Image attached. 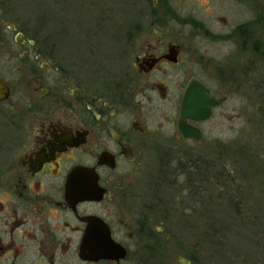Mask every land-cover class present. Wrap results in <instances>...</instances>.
<instances>
[{
  "label": "flooded vegetation",
  "instance_id": "flooded-vegetation-1",
  "mask_svg": "<svg viewBox=\"0 0 264 264\" xmlns=\"http://www.w3.org/2000/svg\"><path fill=\"white\" fill-rule=\"evenodd\" d=\"M13 1L0 0V264H168L177 249L191 250L190 239L169 228L172 201L144 195L133 179L151 152L173 159L177 142L200 143L202 124L226 98L191 72L194 53L164 22L215 34L160 0L154 24L136 31H151V40L136 50L127 38L131 59L93 77L67 66L55 40L28 32ZM256 23L239 24L230 36L241 50L255 46ZM193 80L224 98L207 119H184L200 129L199 141L178 129ZM145 102L165 110L168 126L144 120Z\"/></svg>",
  "mask_w": 264,
  "mask_h": 264
},
{
  "label": "rangeland",
  "instance_id": "rangeland-1",
  "mask_svg": "<svg viewBox=\"0 0 264 264\" xmlns=\"http://www.w3.org/2000/svg\"><path fill=\"white\" fill-rule=\"evenodd\" d=\"M158 2L13 1L15 17L28 32L55 40L67 66L93 77L113 72L123 58L131 59L127 38L134 37L136 50L151 40V31L140 35L136 31L154 24ZM169 3L180 19L194 18L215 34L206 36L190 22L168 18L164 22L194 53L191 72L226 98L202 124L200 143L177 142L179 154L173 159L151 152L133 184L144 195L172 201L169 228L178 239H190L192 249H177L170 260L165 257L168 264H182L186 257L191 264H264V111L256 110L264 105V0ZM254 18L255 46L243 51L230 36L239 24ZM142 110L150 126L160 122L168 126L160 117L164 109L145 102ZM163 130L170 133L167 127ZM168 148L171 151L172 145H166V152Z\"/></svg>",
  "mask_w": 264,
  "mask_h": 264
},
{
  "label": "water",
  "instance_id": "water-1",
  "mask_svg": "<svg viewBox=\"0 0 264 264\" xmlns=\"http://www.w3.org/2000/svg\"><path fill=\"white\" fill-rule=\"evenodd\" d=\"M223 97L214 98L208 89L193 80L190 81L183 93L180 104V114L178 118V129L184 137H191L196 141L202 139V132L199 128L186 124L184 119L204 120L210 116L211 108L219 105L223 101ZM257 112L264 111V105L256 106Z\"/></svg>",
  "mask_w": 264,
  "mask_h": 264
}]
</instances>
